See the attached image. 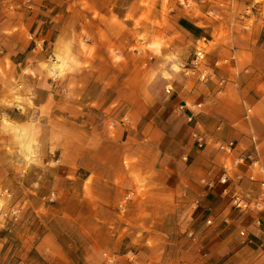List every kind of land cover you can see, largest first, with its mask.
<instances>
[{
  "label": "rangeland",
  "instance_id": "1",
  "mask_svg": "<svg viewBox=\"0 0 264 264\" xmlns=\"http://www.w3.org/2000/svg\"><path fill=\"white\" fill-rule=\"evenodd\" d=\"M253 28L260 34L236 44ZM247 43L264 49V0H0V264H41L37 245L51 253L55 240L79 264L91 244L102 256L100 239L79 229L95 231L94 205L124 215L157 187L135 166L152 157L136 126L145 106L153 115L173 99L201 109L227 97L259 148L264 67L243 63L237 49ZM197 49L212 73L205 80L178 65ZM212 149L217 170L231 163ZM119 168L132 182L114 195ZM12 206L16 217L4 215Z\"/></svg>",
  "mask_w": 264,
  "mask_h": 264
},
{
  "label": "crops",
  "instance_id": "2",
  "mask_svg": "<svg viewBox=\"0 0 264 264\" xmlns=\"http://www.w3.org/2000/svg\"><path fill=\"white\" fill-rule=\"evenodd\" d=\"M250 33L257 36L260 30L238 32L234 36L236 44L242 42L241 37L250 42ZM250 44L238 45L243 63L263 68L264 49ZM242 76L245 80L254 78ZM250 83L246 81L251 89ZM182 99H173L153 115L146 106L140 111L136 126L142 140H148L139 145L150 147L152 157L140 159L135 166L151 170L150 182L157 187L131 202L124 215L117 214L113 204L94 205L95 231H90L89 224L79 225V229H87L89 239H100L103 253L94 255L97 250L89 245L82 252L83 264H132L126 258L130 248L138 250L135 252L138 264H264V212L233 208L219 178L225 166L229 175L236 172V167L222 164L217 170L218 162L211 159L212 145L217 142L234 141L233 153L226 154L231 162L236 156L252 151L249 130L240 120L241 112L227 97L217 101L216 107L201 109V103L189 105ZM258 103L264 105V96ZM258 122L255 117L259 155L264 163V126ZM194 134L204 138L202 146ZM217 151L225 158V153ZM240 168L244 170L243 166ZM246 176L244 172L241 186L257 193L258 182ZM116 177L121 185L110 184L114 195L132 182L123 168L110 180ZM241 230L245 232L243 236ZM37 247L41 251V264H79L56 240L51 243V253L44 252L42 242ZM92 260L95 261L90 263Z\"/></svg>",
  "mask_w": 264,
  "mask_h": 264
},
{
  "label": "built area",
  "instance_id": "3",
  "mask_svg": "<svg viewBox=\"0 0 264 264\" xmlns=\"http://www.w3.org/2000/svg\"><path fill=\"white\" fill-rule=\"evenodd\" d=\"M257 2L254 1L250 4L249 10L251 8H255ZM203 59H204V52L202 49H197L194 53V57L190 60L188 64H184L180 62L179 68L185 74H194L196 73L197 78L200 80L207 79L212 73H210L205 67H203ZM235 59V55L232 54L227 58L223 59V63H229ZM218 65V62L215 63ZM217 84L220 89L219 92L223 89L225 85V81L222 76L217 79ZM264 88V86H263ZM170 88H166V91L169 92ZM244 108V116L248 119L251 115L252 108L246 102H243ZM194 137L199 146H202L204 143V138L201 135L194 134ZM252 151L244 152L238 156H236L231 164L236 167V172L233 175H229L226 173V166L224 167L225 170L221 174L219 178V182L224 184L223 193L229 196V202L231 206L235 209L240 210L241 212L244 211H261L264 212V163L260 160L259 155V148L258 144L254 137H252ZM216 147L219 151L225 154H232L235 148V143L233 140L225 141V142H217ZM243 166L244 170L240 167ZM244 172H246V177L248 180L258 182L259 191L254 193L250 189H244L241 186V181L244 176ZM130 196L126 195L124 200H122L119 204V207L125 206L126 200H128ZM18 208L12 206L8 209L7 212L3 213L4 215L9 214L10 216L16 217L18 214ZM209 222V221H207ZM240 235H244L245 232L241 230ZM190 235V234H188ZM128 260L132 264H138V260L136 257L135 252L127 251L126 252Z\"/></svg>",
  "mask_w": 264,
  "mask_h": 264
}]
</instances>
